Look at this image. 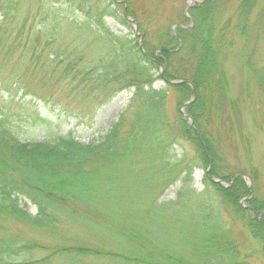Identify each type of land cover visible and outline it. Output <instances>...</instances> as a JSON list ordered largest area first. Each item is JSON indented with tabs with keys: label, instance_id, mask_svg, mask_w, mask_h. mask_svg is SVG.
<instances>
[{
	"label": "trees",
	"instance_id": "1",
	"mask_svg": "<svg viewBox=\"0 0 264 264\" xmlns=\"http://www.w3.org/2000/svg\"><path fill=\"white\" fill-rule=\"evenodd\" d=\"M226 2L194 3L188 9L189 18L182 17L174 26L175 32L164 27L161 44L147 28L140 27L142 45L131 42L133 65L118 62L105 72L108 81L124 84L119 89L133 87L128 105L132 118L124 131L122 115L96 141L82 143L70 135L52 143L25 141L14 130V123L0 115V226L12 219L28 229L57 234L52 231L68 220L64 213L74 216L72 208L80 205L82 228L99 241V246L70 242L49 247L22 239L19 233L1 234L0 264H250L248 252L231 236L223 214L250 231L253 218L238 205L239 198L249 193L240 174L228 172L222 163L220 141L210 124L215 117L219 122L226 109L235 108L223 61L236 40L241 41L238 54L243 67L264 96V57L260 54L264 4L239 0L224 18ZM78 3L85 7L84 2ZM102 6V13L112 17L117 16L116 11L121 16H136L121 1L104 0ZM34 47L27 45L30 52ZM178 55L185 60L179 66L181 74L173 76L169 70L170 76L165 78L184 82L166 86L179 94L181 104L194 97L184 108L191 125L182 114L170 124L164 116L168 90L152 87L158 79L154 70L160 64L169 68V61ZM0 84L7 92L16 86L25 88L1 61ZM141 159L143 169L138 174L153 173L156 182L125 191L113 184L119 173L132 174L131 166ZM121 164L128 165L122 172L118 171ZM196 169L202 171L204 187L199 191L191 185ZM251 177L253 183L257 181L255 173ZM216 179L231 184L223 186ZM178 180L181 184L175 198L158 202L162 191ZM132 188L136 190L129 192ZM18 194L36 207L35 214L19 207ZM259 197L250 194L249 211H264V199ZM258 225L256 242L264 253V224Z\"/></svg>",
	"mask_w": 264,
	"mask_h": 264
},
{
	"label": "rangeland",
	"instance_id": "2",
	"mask_svg": "<svg viewBox=\"0 0 264 264\" xmlns=\"http://www.w3.org/2000/svg\"><path fill=\"white\" fill-rule=\"evenodd\" d=\"M103 1L0 0V61L12 75L22 80L25 87L16 86L7 92L0 84V115H5L14 123V130L22 140L52 143L61 136L70 135L79 142L88 143L105 135L122 115H125V120L121 130L127 129L132 118V108L128 105L133 87L119 89L124 84L108 81L105 72L116 68L118 62L121 65L124 62L128 67L133 65L135 56L131 42L135 46L138 43L142 45L140 27L147 28L153 40L161 44L162 30L171 27L172 33L175 32L178 20L185 18L189 0H120L127 3L128 10L136 16H121L116 11L118 17L102 13ZM78 2H84L85 7ZM238 2L227 0L224 18ZM259 2L264 4V0ZM117 7L122 12L121 5ZM116 37H121L120 41ZM157 37H160L159 40H156ZM240 43L236 40L235 47L223 61L229 93L233 100L236 99L235 108L226 109L220 121L215 117L210 126L220 141L221 160L227 166L226 170L242 175L244 189L249 193L239 198L238 205L249 212L254 226L250 231L242 228L236 219L231 217L233 221L223 211L232 229L231 236L248 252L250 264H264V253L256 242L258 224H264V211H249L247 202L252 193L264 199V96L243 67L238 54ZM28 44L35 46L32 52L27 48ZM260 54L264 57V45ZM171 60L169 68L160 64L154 70L158 79L152 84L155 89L168 90L164 116L170 124L181 114V110L185 111L187 102L192 99V96L188 97L181 104L179 94L172 87L167 88L166 83L183 81L178 78L167 80L169 70L177 76L182 72L179 66L185 63L181 55ZM176 150L179 151V148ZM127 166L121 164L118 171L122 172ZM131 167L132 174L119 173L113 184L120 185L125 191L128 187H148L157 181L153 173L138 174L143 169L142 159ZM252 173L257 176L254 183ZM201 178L202 171L194 170L191 185L197 191L204 187ZM180 184L178 180L168 185L158 202L173 200ZM221 184L228 186L231 182ZM136 188L128 191L133 192ZM17 202L29 214L36 213V207L23 195H17ZM72 210H75L76 218L65 212L67 222L52 231L57 234H51L50 230H31L23 223L10 219L0 226V235L19 233L22 239H33L49 247L70 242L99 246V241L93 240L81 226L82 207L76 205ZM37 255L41 257L43 253Z\"/></svg>",
	"mask_w": 264,
	"mask_h": 264
},
{
	"label": "water",
	"instance_id": "3",
	"mask_svg": "<svg viewBox=\"0 0 264 264\" xmlns=\"http://www.w3.org/2000/svg\"><path fill=\"white\" fill-rule=\"evenodd\" d=\"M192 1H194V2H196V1H200V0H189L188 2H192ZM184 115H187L185 112H182ZM189 122L191 123V119L189 118Z\"/></svg>",
	"mask_w": 264,
	"mask_h": 264
},
{
	"label": "bare ground",
	"instance_id": "4",
	"mask_svg": "<svg viewBox=\"0 0 264 264\" xmlns=\"http://www.w3.org/2000/svg\"><path fill=\"white\" fill-rule=\"evenodd\" d=\"M216 181V180H215Z\"/></svg>",
	"mask_w": 264,
	"mask_h": 264
}]
</instances>
